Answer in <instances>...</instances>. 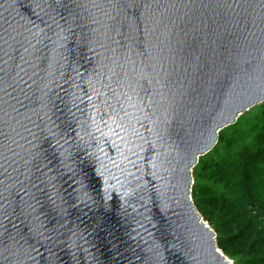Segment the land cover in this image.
Listing matches in <instances>:
<instances>
[{
    "label": "water",
    "instance_id": "water-1",
    "mask_svg": "<svg viewBox=\"0 0 264 264\" xmlns=\"http://www.w3.org/2000/svg\"><path fill=\"white\" fill-rule=\"evenodd\" d=\"M264 104V0H0V264H233L192 198Z\"/></svg>",
    "mask_w": 264,
    "mask_h": 264
},
{
    "label": "trees",
    "instance_id": "trees-1",
    "mask_svg": "<svg viewBox=\"0 0 264 264\" xmlns=\"http://www.w3.org/2000/svg\"><path fill=\"white\" fill-rule=\"evenodd\" d=\"M192 198L233 264H264V104L219 133L194 168Z\"/></svg>",
    "mask_w": 264,
    "mask_h": 264
},
{
    "label": "built area",
    "instance_id": "built-area-1",
    "mask_svg": "<svg viewBox=\"0 0 264 264\" xmlns=\"http://www.w3.org/2000/svg\"><path fill=\"white\" fill-rule=\"evenodd\" d=\"M207 223V222H206ZM208 224V223H207Z\"/></svg>",
    "mask_w": 264,
    "mask_h": 264
},
{
    "label": "rangeland",
    "instance_id": "rangeland-1",
    "mask_svg": "<svg viewBox=\"0 0 264 264\" xmlns=\"http://www.w3.org/2000/svg\"><path fill=\"white\" fill-rule=\"evenodd\" d=\"M249 111H250V110H249ZM249 111H248V112H249Z\"/></svg>",
    "mask_w": 264,
    "mask_h": 264
}]
</instances>
